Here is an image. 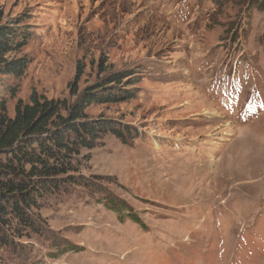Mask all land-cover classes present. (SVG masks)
<instances>
[{
  "label": "rangeland",
  "instance_id": "rangeland-1",
  "mask_svg": "<svg viewBox=\"0 0 264 264\" xmlns=\"http://www.w3.org/2000/svg\"><path fill=\"white\" fill-rule=\"evenodd\" d=\"M18 20L0 116L112 72L129 95L86 107L125 135L82 149L0 264H264V0H0Z\"/></svg>",
  "mask_w": 264,
  "mask_h": 264
},
{
  "label": "trees",
  "instance_id": "trees-1",
  "mask_svg": "<svg viewBox=\"0 0 264 264\" xmlns=\"http://www.w3.org/2000/svg\"><path fill=\"white\" fill-rule=\"evenodd\" d=\"M20 22L0 25V75L20 77L28 66L25 56L8 58L20 52L29 38L27 24ZM127 76L107 74L68 105L32 92L28 102H16L12 118L0 116V243L7 244L10 236H20L25 227L34 226L37 200L64 181L76 183L71 175L78 171L82 149H92L106 133L125 135L112 122L89 117L86 107L125 100Z\"/></svg>",
  "mask_w": 264,
  "mask_h": 264
}]
</instances>
